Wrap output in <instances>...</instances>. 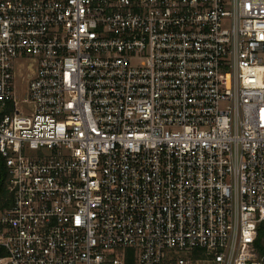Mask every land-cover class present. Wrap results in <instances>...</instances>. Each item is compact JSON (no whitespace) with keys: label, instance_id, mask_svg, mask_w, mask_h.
I'll return each instance as SVG.
<instances>
[{"label":"built area","instance_id":"obj_1","mask_svg":"<svg viewBox=\"0 0 264 264\" xmlns=\"http://www.w3.org/2000/svg\"><path fill=\"white\" fill-rule=\"evenodd\" d=\"M0 264H264V0H0Z\"/></svg>","mask_w":264,"mask_h":264},{"label":"trees","instance_id":"obj_2","mask_svg":"<svg viewBox=\"0 0 264 264\" xmlns=\"http://www.w3.org/2000/svg\"><path fill=\"white\" fill-rule=\"evenodd\" d=\"M8 177H9V172L6 166L4 165V163L0 159V207L9 205L11 202V195L8 191ZM263 236H264V228L261 226L259 228V234L256 241V245L259 247L262 253H264V247L262 244ZM5 254L6 251L3 248H0V257Z\"/></svg>","mask_w":264,"mask_h":264},{"label":"rangeland","instance_id":"obj_3","mask_svg":"<svg viewBox=\"0 0 264 264\" xmlns=\"http://www.w3.org/2000/svg\"><path fill=\"white\" fill-rule=\"evenodd\" d=\"M262 244H263V247H264V236H263V239H262ZM258 248V252L261 254V255H264V253H262V251L259 249V247L257 246Z\"/></svg>","mask_w":264,"mask_h":264},{"label":"water","instance_id":"obj_4","mask_svg":"<svg viewBox=\"0 0 264 264\" xmlns=\"http://www.w3.org/2000/svg\"><path fill=\"white\" fill-rule=\"evenodd\" d=\"M262 227L264 228V222L262 223Z\"/></svg>","mask_w":264,"mask_h":264}]
</instances>
